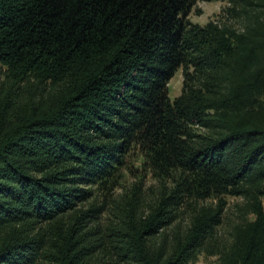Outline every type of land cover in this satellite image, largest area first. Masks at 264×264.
Wrapping results in <instances>:
<instances>
[{
	"label": "trees",
	"instance_id": "trees-1",
	"mask_svg": "<svg viewBox=\"0 0 264 264\" xmlns=\"http://www.w3.org/2000/svg\"><path fill=\"white\" fill-rule=\"evenodd\" d=\"M196 1L0 0V264H188L224 195L243 217L214 264H264V0H219L241 28L191 22ZM132 145L174 187L90 226L100 208H75L78 184L105 182ZM189 200L185 234L157 242Z\"/></svg>",
	"mask_w": 264,
	"mask_h": 264
},
{
	"label": "rangeland",
	"instance_id": "rangeland-1",
	"mask_svg": "<svg viewBox=\"0 0 264 264\" xmlns=\"http://www.w3.org/2000/svg\"><path fill=\"white\" fill-rule=\"evenodd\" d=\"M227 1H196L187 14V18L200 25H204L209 20H216L220 23L230 24L235 28H241L243 20L232 17L227 13L226 9L230 7ZM183 74L182 69L178 68L173 76L167 82V92L172 100L181 93ZM4 73L0 72V86L6 83ZM32 92L30 88H23ZM40 90L32 92L39 93ZM121 162L115 163L111 175L105 182L97 180L95 182H83L78 186L89 191L88 196L84 199L76 201L75 208L89 209L100 208L95 213V223L90 226H100L106 228L111 222L116 221L117 204H122L126 199L134 195H138L142 202L143 210L146 212L159 199L161 193L170 190L175 185L177 174L173 173L170 177L162 176L153 171L143 155V151L139 145H132L127 152L121 157ZM225 205L222 212V220L215 229V237L210 245L203 249L194 260L188 264H214L218 260L219 250L225 248L231 241V233L233 226L243 217L241 209L244 199L241 196L224 195ZM218 198L211 196L205 200H199L197 205H215ZM264 205V197L262 198ZM194 201H186L177 206L176 218L164 228L157 236V242L163 240L164 237L172 242L178 235L185 234L188 230L194 213ZM251 214L248 218H252Z\"/></svg>",
	"mask_w": 264,
	"mask_h": 264
}]
</instances>
